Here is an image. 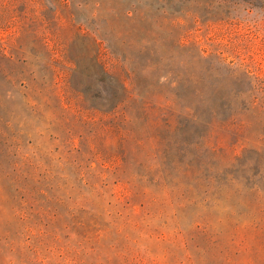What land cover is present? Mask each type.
Instances as JSON below:
<instances>
[{
    "label": "rangeland",
    "instance_id": "rangeland-1",
    "mask_svg": "<svg viewBox=\"0 0 264 264\" xmlns=\"http://www.w3.org/2000/svg\"><path fill=\"white\" fill-rule=\"evenodd\" d=\"M10 2L0 0V264L30 247L53 264H225L232 243L237 264H264V194L252 187L262 113L245 115L238 160L233 134L213 151L203 124L168 131L134 101L127 114L140 118L122 116L120 133L117 87L96 59L101 43L114 71L124 48L152 107L171 92L193 104L203 92L210 109L253 105L264 99V0Z\"/></svg>",
    "mask_w": 264,
    "mask_h": 264
},
{
    "label": "trees",
    "instance_id": "trees-1",
    "mask_svg": "<svg viewBox=\"0 0 264 264\" xmlns=\"http://www.w3.org/2000/svg\"><path fill=\"white\" fill-rule=\"evenodd\" d=\"M10 1V7L18 6L20 3L27 8L34 5L33 0ZM57 9V6H55V11ZM128 14L130 15L131 11H128ZM129 17L132 20H135L137 18V15ZM46 33L47 35L45 36V39L50 38L49 32ZM56 33V31L52 32V34L54 35ZM128 33L129 32L126 31L118 32V35L122 37L123 43L126 41ZM144 44L148 45L149 43L144 42ZM149 50L152 57L157 55V50L155 47H149ZM121 51L123 53V57L115 49H113L112 51L114 56L116 57V63L114 64V71L111 72L108 70L107 65L101 57V43L96 57L101 75H108L114 81L117 87V92L115 93V103L113 104L112 111L115 114L116 128L120 133L122 131V129H120L122 125V121L120 120V118L122 116L125 120H128L130 117L129 121H136L140 118L139 116H137L136 118H132L127 114L129 113V109L133 107V105H131L132 103L130 102L134 101V105L142 111V117L146 121L151 120L152 118V108L157 109L155 119L162 122L165 128H169L168 131L173 130L175 126H186L190 122L203 124L208 130V140H210L211 138H213L214 140L212 145L209 144L210 148L213 151L221 150L219 149V147L222 148V142H220L221 140H219L220 132L225 131L233 134L236 140H234L231 144V146L233 147L232 158L233 160H238L242 156H238L236 151L238 147H241L242 145H245L247 143L248 138L246 136V131L250 126V122L245 120L244 117L248 112H258L262 113V116H264V99H262V96H254L252 100L253 105H247V107L219 110L210 109L207 107L206 98L203 92H196V94L199 95L200 99L203 101L202 104L185 102V97L183 94L179 92H171V94H165V96H163L164 100L161 104L154 103V106L152 107L151 104L153 103L150 100L151 89H147V91H145L139 84L137 85L135 76H133L132 73L130 74V72L128 71L129 59L127 56V51L124 48H122ZM240 97L246 99V97L250 98L251 95L242 93ZM123 105H125V107H123ZM128 136L129 134L123 137V139L127 140ZM257 142L258 144L256 146L255 152L258 154V158L256 162H254L256 172H254L253 174L255 181L252 187L258 191V194H264V131L259 134ZM237 144L238 146H236ZM245 148L246 147H244L243 150H245ZM247 166L248 168L253 169L250 163L247 164L246 167ZM209 185L210 186H208V189L211 187H215V179L209 182ZM29 250L31 251V254L29 252H20L18 262L12 259L7 262V264H53L43 256L39 248L30 247ZM225 250L226 251L223 256V262L225 264H237L240 250L236 248L233 243L230 246L228 244ZM138 264H142L139 259Z\"/></svg>",
    "mask_w": 264,
    "mask_h": 264
}]
</instances>
